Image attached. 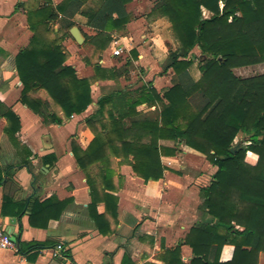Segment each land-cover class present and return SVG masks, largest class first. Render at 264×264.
I'll list each match as a JSON object with an SVG mask.
<instances>
[{
    "label": "trees",
    "instance_id": "obj_1",
    "mask_svg": "<svg viewBox=\"0 0 264 264\" xmlns=\"http://www.w3.org/2000/svg\"><path fill=\"white\" fill-rule=\"evenodd\" d=\"M87 0H63L53 6L42 0L36 9L27 12V25L32 37L27 47L15 56V70L21 83L20 103L38 115L44 124L61 125L63 119L80 115L90 104L91 86L96 81H110L127 76L131 59L121 67L105 69L92 65L93 76L79 78L67 64L68 54L63 40L71 38L69 30L75 23L62 20L58 32L52 25L66 11L76 12ZM131 0H101L100 6L87 18L90 35L82 31L95 54L105 51L110 32L124 30L130 21L126 5ZM221 5V6H220ZM202 10L210 14L204 18ZM115 16V18H114ZM165 18L177 43L168 51L162 73L171 71V86L161 93L151 83L125 88L101 97L97 109L84 121L93 135L85 150L72 146L78 168L85 174L90 191L89 213L101 235L110 234L106 215L115 218L117 199L106 193L111 182L112 159L129 161L133 173L144 182L159 181L165 167L161 157H173L179 146L203 155L215 167L210 184L200 191L204 220L193 225L174 248H162L161 264H259L264 254V73L242 76L247 68L264 66V0H154L147 15ZM199 78L191 81L189 69L194 49ZM42 91L46 102L30 97ZM199 98L198 103L193 99ZM147 105L158 109L154 118L141 116L136 108ZM0 117L5 119L3 133L20 152L18 166L0 168V186L11 179L15 169L28 165L30 152L18 148L16 134L20 129L18 116L0 102ZM240 147L230 153L238 135ZM160 141L174 143L171 148ZM255 157L253 163L247 154ZM53 159V158H52ZM51 160V157L49 158ZM52 164V162H50ZM98 167L100 183L89 170ZM101 194V195H100ZM105 211L97 214L99 203ZM65 204L55 197L34 199L28 205L4 197L2 217L20 218L27 213L29 225L46 229L49 221L59 220ZM226 245L233 247L229 261H220ZM39 243H19L18 253L37 250ZM182 246L191 258L182 259ZM121 264H133L124 254ZM153 264V263H146Z\"/></svg>",
    "mask_w": 264,
    "mask_h": 264
},
{
    "label": "crops",
    "instance_id": "obj_2",
    "mask_svg": "<svg viewBox=\"0 0 264 264\" xmlns=\"http://www.w3.org/2000/svg\"><path fill=\"white\" fill-rule=\"evenodd\" d=\"M50 1L53 6H57L63 0ZM91 1L82 2L74 13L66 11L63 16L60 15V20L52 25L54 32L59 31L62 20L75 23L73 27H77L81 34L80 26L89 30L87 18L82 13L90 14L96 10L86 7ZM98 2L99 7L101 0ZM41 4L42 0H0V102L19 118L20 129L15 136L18 148H26L30 152L28 165L16 168L11 179L4 178L0 186V212L4 197L24 201L27 205L34 199L43 201L55 197L65 204V208L59 220L49 221L46 229L31 227L27 213L20 218L2 217L0 213V228L8 236L15 234L19 243L42 245L39 249L29 250L24 254L1 250L0 264H121L124 254L129 255L133 264H161L158 256L162 248L172 249L177 246L193 225L206 218L201 210L200 191L210 184L216 169L203 155L180 145L177 155L161 157V163L166 169L163 178L156 182H144L133 173L129 165L130 159L126 161L113 158L111 182L107 183L113 189L106 193L117 199L115 218L106 215L110 234L101 235L89 213L91 198L85 174L78 168L71 148L77 146L85 150L93 140L84 121L95 112L97 101L101 97L135 87L126 82L121 88L118 86V82L125 80L129 72L126 77L116 80L94 82L91 86L90 106L80 115L63 119L61 125L44 124L38 115L23 106L20 103L22 86L16 74L14 59L19 51L28 46L32 37L27 25V12ZM127 5L126 13L130 21L125 28L133 21ZM122 31L109 33L112 38L108 48L109 58L99 60L101 67L119 68L131 59V51L135 49L131 38L122 35ZM73 42L78 46L72 37H66L62 42V46L70 54L67 64L73 67L79 78L92 77L91 64L78 60L70 62L77 50ZM120 44L121 47L118 46ZM116 49L127 56L119 67L115 63L118 57L113 56ZM137 51V59L131 60L132 65L146 66L141 49ZM149 75L150 73L146 78ZM147 83L155 85L152 78ZM30 97L41 103L47 101L42 91L33 93ZM136 111L141 116L154 118L158 109L143 104ZM5 123V119L0 117L2 169L18 166L22 161V156L18 153L20 151L3 133ZM159 144L168 148L174 146L170 141H160ZM50 157L53 161H49ZM254 161L255 157L252 155V163ZM89 173L100 183L97 166H92ZM104 211L105 204L101 202L97 205L96 212L101 215ZM57 245L62 246L59 252L56 251ZM181 250L182 259L187 263L191 258L190 249L182 246ZM232 252V246H224L220 261H229ZM259 264H264V254L259 256Z\"/></svg>",
    "mask_w": 264,
    "mask_h": 264
},
{
    "label": "rangeland",
    "instance_id": "obj_3",
    "mask_svg": "<svg viewBox=\"0 0 264 264\" xmlns=\"http://www.w3.org/2000/svg\"><path fill=\"white\" fill-rule=\"evenodd\" d=\"M98 1L92 0L87 4L86 7L95 10L98 7ZM153 4L154 0H131V2L127 5V9L130 15L133 17V21L129 23L128 27L125 28L121 34L131 38L132 47L136 51L137 49H141L140 53L144 55L146 66H135V64L130 66L129 76H127L125 80L118 82L119 88H121V85H123L124 82L131 83L133 84V87L137 88L140 85L147 83V81L152 78V82L155 83L153 87L161 93L163 90L169 88L172 84L171 79L173 78V73L171 71H168L167 74L162 75V69L165 65L168 51L177 49L178 45L174 39L170 24L167 20L147 16L150 12V9L153 7ZM202 15L204 18H208L210 16L208 12L203 10ZM79 28L85 34H91V31L87 30L83 26H80ZM110 43H112V39ZM74 45L77 50L72 55V58L70 60L71 63H74L76 60H78L93 65L94 63H98L99 60L104 57L109 58L108 48H110V44L105 50V54L104 51L100 54H95L92 44L86 42L85 38L84 42L81 45L77 46L73 42V46ZM118 46L121 47V44ZM66 52L69 58L70 54L67 50ZM198 56L199 50L196 48L193 50L191 55L193 59V65L189 69V78L191 81H196L200 76L198 71ZM126 58V53L121 54V56H119L115 60L116 65L118 67L122 65L126 61ZM148 68L149 70H147ZM148 73H150V75L148 78H146V75ZM260 73H264V66L253 69L247 68L240 72L242 76H251L253 74ZM193 102L198 103L199 98L195 97L193 99ZM243 140L244 138L240 134L237 136L233 145H239L240 147V143ZM249 155L250 154L248 153L247 160L252 163V155Z\"/></svg>",
    "mask_w": 264,
    "mask_h": 264
},
{
    "label": "built area",
    "instance_id": "obj_4",
    "mask_svg": "<svg viewBox=\"0 0 264 264\" xmlns=\"http://www.w3.org/2000/svg\"><path fill=\"white\" fill-rule=\"evenodd\" d=\"M122 51L120 49H116L113 51V56L119 57L121 56ZM1 250H12L17 251L16 244L11 241L10 236H8L1 228H0V251ZM62 250L61 245H57L56 251L59 252Z\"/></svg>",
    "mask_w": 264,
    "mask_h": 264
},
{
    "label": "water",
    "instance_id": "obj_5",
    "mask_svg": "<svg viewBox=\"0 0 264 264\" xmlns=\"http://www.w3.org/2000/svg\"><path fill=\"white\" fill-rule=\"evenodd\" d=\"M69 33L78 45H81L84 42V37L82 36L81 32L79 31V29L77 27H72L69 30ZM238 148H239V145H235L230 150V153L234 154L235 151L238 150ZM9 235H10L11 241L14 242L16 244V246H18L19 245V239L17 238V236L15 234H9Z\"/></svg>",
    "mask_w": 264,
    "mask_h": 264
}]
</instances>
